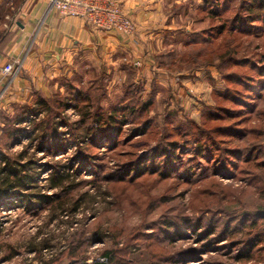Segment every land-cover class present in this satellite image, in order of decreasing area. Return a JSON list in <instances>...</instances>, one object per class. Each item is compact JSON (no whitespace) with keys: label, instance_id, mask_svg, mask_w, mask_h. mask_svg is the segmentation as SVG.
Here are the masks:
<instances>
[{"label":"rangeland","instance_id":"1","mask_svg":"<svg viewBox=\"0 0 264 264\" xmlns=\"http://www.w3.org/2000/svg\"><path fill=\"white\" fill-rule=\"evenodd\" d=\"M263 2L162 0L145 30L122 8L139 55L1 107L0 171L33 186L0 204V264H264Z\"/></svg>","mask_w":264,"mask_h":264},{"label":"crops","instance_id":"2","mask_svg":"<svg viewBox=\"0 0 264 264\" xmlns=\"http://www.w3.org/2000/svg\"><path fill=\"white\" fill-rule=\"evenodd\" d=\"M113 1L140 17V28H157L147 17L160 15L162 0ZM135 39L145 44L143 38ZM129 44L118 31L99 30L81 18L64 16L52 8L51 0H0V108L28 102L36 93L48 97L78 61L100 68L120 58L115 51L129 53L134 48ZM141 49L134 48L131 55H139ZM11 60L21 61L17 75L3 72Z\"/></svg>","mask_w":264,"mask_h":264},{"label":"built area","instance_id":"3","mask_svg":"<svg viewBox=\"0 0 264 264\" xmlns=\"http://www.w3.org/2000/svg\"><path fill=\"white\" fill-rule=\"evenodd\" d=\"M51 3L64 16L82 18L99 30L131 33L135 29L120 4L113 0H51ZM20 71L19 60H11L3 67V72L12 76Z\"/></svg>","mask_w":264,"mask_h":264},{"label":"trees","instance_id":"4","mask_svg":"<svg viewBox=\"0 0 264 264\" xmlns=\"http://www.w3.org/2000/svg\"><path fill=\"white\" fill-rule=\"evenodd\" d=\"M264 5V2L262 3ZM40 105H45L47 104V99L44 97H41L38 102ZM32 111V110H31ZM29 109L27 110V113L31 112ZM33 112L36 113V110L33 109ZM26 113V111H25ZM109 119L111 120L108 126L113 123L112 121L115 122L114 119V114L111 113ZM18 121L17 123H22V122H27L28 119L25 116H20L17 118ZM96 121L100 123V126H98L100 129H98L99 132L102 130H106L105 127H102L104 123L103 116L99 115L97 117ZM17 135H30L31 131L27 129L26 127L23 128H16L15 129ZM41 149H45L46 146H40ZM6 163L5 166L1 169V178H0V204L3 202L2 200L4 198L8 197H13L16 200H19L22 203H27L29 201L27 199L24 200L26 196H28V192H25L29 187L33 186L31 185L33 183V176L30 174L31 162H25V163H20L17 162V164H12V161L9 157H5ZM36 181V179H35ZM34 181V182H35ZM57 185V184H55ZM52 201V200H51ZM32 203V201H30ZM29 202L27 203V207L30 206ZM96 264H103L100 262H96Z\"/></svg>","mask_w":264,"mask_h":264}]
</instances>
